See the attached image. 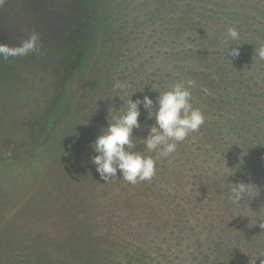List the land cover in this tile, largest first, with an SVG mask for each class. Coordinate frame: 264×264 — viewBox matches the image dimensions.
<instances>
[{"label":"trees","instance_id":"trees-1","mask_svg":"<svg viewBox=\"0 0 264 264\" xmlns=\"http://www.w3.org/2000/svg\"><path fill=\"white\" fill-rule=\"evenodd\" d=\"M63 2L59 12L75 6ZM79 2L85 14L96 9L99 16L86 41L64 50L41 79L46 83L37 87L24 79L17 91L8 86L0 93L5 235L10 227H28L26 251L33 255H25L32 264H264V60L257 55L264 46V0H211L210 13L183 17L182 41L191 44L177 52L164 48L162 41L179 32L164 31L161 39L155 29L152 42L134 52L148 59L129 64L96 61L108 2ZM140 17L133 18L136 24ZM49 18L37 19L44 52L57 45L56 34L41 30ZM185 19L195 26L187 27ZM229 28L238 31L237 41L226 42ZM227 43L239 47V56L228 55ZM43 63L19 62L17 70H45L49 64ZM117 80L127 87L115 89ZM181 80L195 81L191 103L205 118L199 130L159 157L140 139L147 134L143 126L155 122L141 106L142 127L133 139L137 150L156 161V174L136 184L122 177L102 181L90 143L123 114L131 93L134 100L143 89L155 99L151 84L164 92ZM236 181L255 184L258 195L234 204L230 182ZM13 199L21 201L18 208Z\"/></svg>","mask_w":264,"mask_h":264},{"label":"rangeland","instance_id":"rangeland-1","mask_svg":"<svg viewBox=\"0 0 264 264\" xmlns=\"http://www.w3.org/2000/svg\"><path fill=\"white\" fill-rule=\"evenodd\" d=\"M63 1L65 0H0V45L9 48L19 47L31 34H36V29L40 27L37 19L42 16L50 17V20L42 23L41 30L43 32L47 30V33H50V35L56 34L57 37V45L52 51L50 48L45 52L37 48L36 51L29 52L26 55L0 57L1 94L6 93L5 87L8 86H11L8 91H17L19 89L18 82L24 79H27L31 84H36L37 87L39 82L41 84L46 83L47 80L45 82L41 79L43 77L47 79L48 74L53 70V63L65 57L66 52L64 50L71 45L79 48L86 41L88 31L98 25L99 16L96 9L85 14L84 10L79 8L84 6L79 5L81 4L80 0H73L75 6H71L66 2L69 6L65 7L64 11L59 12L60 7H62L61 2L64 4ZM107 2L101 24V34L103 35L98 43V49L101 52L104 49L105 54L99 51L96 61L102 62V59H104L108 62L123 61L128 64L136 61L135 59H148L145 58V55L135 56L134 52L136 47L141 48L148 42H152L153 34L156 33L155 29L161 32V39H163L164 31L179 32V35H172L166 42L162 41L164 48L172 47V50L177 52L183 45L191 44V40L182 41L183 17L191 16L197 12L210 13L211 5V0H107ZM199 3H203L205 10L199 8ZM95 5H92L93 9ZM59 15L60 17L56 18L57 22L52 20L53 17ZM135 16H141L137 24L136 20L133 19ZM185 22L187 27L193 28L195 26H189L192 23L188 22L187 19H185ZM59 47L62 49L59 50ZM171 56V60L182 59L181 57L177 58L176 55ZM28 61L35 65L43 62V64L48 63L49 67L47 66L44 70L42 65L41 67L34 65L29 70H17L19 62L26 63ZM32 86L34 88L35 85ZM11 202L15 208H18L21 204V201L15 199ZM3 221L4 217H0V264H22L20 261L26 262L24 264H32L27 263L28 259L25 255V253H29L26 251L29 240L25 235H31L28 227H10L5 235ZM216 224L219 226L221 223L217 221ZM244 228L245 226H242L237 229ZM232 232H235V230ZM4 236L11 238L9 239L10 242H5ZM249 254L256 255L253 252ZM227 255L232 259L229 250H227ZM182 261L184 260L182 259ZM48 263L53 264L51 260ZM62 264L69 263L65 260Z\"/></svg>","mask_w":264,"mask_h":264},{"label":"clouds","instance_id":"clouds-1","mask_svg":"<svg viewBox=\"0 0 264 264\" xmlns=\"http://www.w3.org/2000/svg\"><path fill=\"white\" fill-rule=\"evenodd\" d=\"M226 42H235L239 39V33L235 28H229L226 34ZM39 37L35 33L31 34L17 48H9L0 45V57L26 55L36 51L38 48ZM226 49L231 57L239 56V47ZM257 55L264 60V46L258 51ZM195 81H179L169 90L160 92L156 84H151L149 91H156L158 95L153 99L148 94L142 92V97L132 99L131 93L128 97L127 108L123 114L114 118V122L107 124V130L102 131L90 143L92 151L91 162L95 165L96 172L102 181L107 182L112 178L122 177L131 184L140 181L151 180L156 174V161L151 156L143 155L137 150V141L133 139L134 130L142 127L139 116L140 107L146 111L147 118L154 123L144 125L147 134L140 139L144 147L149 151H156L159 157L166 158L175 152L178 142H182L186 137L199 130L204 123V115L199 108H194L191 103V92ZM115 89L127 87L125 82L115 81ZM155 104V107H154ZM119 174V175H118ZM233 174V173H232ZM230 174V175H232ZM229 175V176H230ZM231 200L239 203L245 198L250 200L258 195V188L255 184L243 181L230 182ZM252 185L256 186L255 191ZM264 228V224H259Z\"/></svg>","mask_w":264,"mask_h":264}]
</instances>
